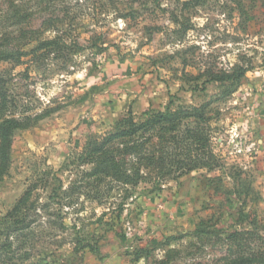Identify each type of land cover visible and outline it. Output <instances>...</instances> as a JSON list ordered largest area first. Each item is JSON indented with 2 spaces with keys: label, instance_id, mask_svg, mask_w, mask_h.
Here are the masks:
<instances>
[{
  "label": "rangeland",
  "instance_id": "1",
  "mask_svg": "<svg viewBox=\"0 0 264 264\" xmlns=\"http://www.w3.org/2000/svg\"><path fill=\"white\" fill-rule=\"evenodd\" d=\"M167 106L203 110L180 127L187 156L190 129L209 137L197 167L172 155L138 177L128 157L129 183L103 171L122 158L123 144L103 153L115 122ZM2 118L21 123L0 174V264L264 251V0H0Z\"/></svg>",
  "mask_w": 264,
  "mask_h": 264
},
{
  "label": "trees",
  "instance_id": "2",
  "mask_svg": "<svg viewBox=\"0 0 264 264\" xmlns=\"http://www.w3.org/2000/svg\"><path fill=\"white\" fill-rule=\"evenodd\" d=\"M190 110L191 112H188L184 108L172 110L167 106L164 111L149 110L143 119H137L131 112L118 119L112 130L104 135L102 144L103 153L105 146H107V150H109L110 146L123 144V148L118 150L122 158L120 160H116L113 156L103 158V171L111 172L116 180L129 183L131 175L126 173L128 157H134V164L136 165L135 175L138 177L140 175V169L142 168L161 169L160 165L165 162L164 160L167 159V157L171 158L172 155H174L173 159L176 163L180 164V166L185 165V167L181 168L182 170H186V167H188V169L197 167V163L200 162L197 151L200 150L199 147L204 144L208 145L207 141L209 137L208 135L202 137L196 127L190 129L189 144L192 147V154L189 156L185 154L187 138L180 130L183 119L190 117L193 118V122L205 120L203 110L199 107L194 106L190 108ZM20 123L21 122L10 118H2L0 120V174L5 170L9 162L13 132ZM171 131L174 132L173 135L169 134ZM155 139L157 140V146L161 154L158 156V159H156V156L152 153V150L155 149V147L152 146ZM171 145L174 149L173 153L168 152ZM93 147V150L90 151L91 159H93L91 162L95 160L94 154L101 151V148H96V145ZM25 196L26 194L17 202V205L14 207L15 212L22 206ZM260 260L264 263V251L237 256L235 262L237 264H255L260 262Z\"/></svg>",
  "mask_w": 264,
  "mask_h": 264
}]
</instances>
